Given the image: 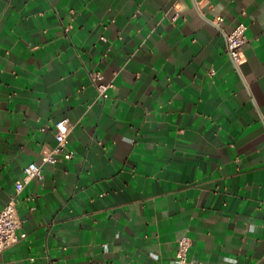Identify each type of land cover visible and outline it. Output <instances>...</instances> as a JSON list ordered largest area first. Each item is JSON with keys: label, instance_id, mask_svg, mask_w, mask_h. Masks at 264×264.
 Returning a JSON list of instances; mask_svg holds the SVG:
<instances>
[{"label": "crops", "instance_id": "crops-1", "mask_svg": "<svg viewBox=\"0 0 264 264\" xmlns=\"http://www.w3.org/2000/svg\"><path fill=\"white\" fill-rule=\"evenodd\" d=\"M65 117L0 264H264V0H0V211Z\"/></svg>", "mask_w": 264, "mask_h": 264}, {"label": "built area", "instance_id": "built-area-1", "mask_svg": "<svg viewBox=\"0 0 264 264\" xmlns=\"http://www.w3.org/2000/svg\"><path fill=\"white\" fill-rule=\"evenodd\" d=\"M246 29L247 25L240 22L232 32L226 35V53L236 64L241 61L242 48L248 41ZM90 75L101 96L106 98L108 96L107 89L111 84L98 82L102 78V74L99 71H92ZM55 127L57 144L53 147L45 146L41 151L40 160L32 161L25 166L24 176L16 181L15 194L0 211V253L11 247L19 239L18 229L21 227L23 220L18 214L17 195L22 191L25 183L33 178L43 180V168L46 164H55L59 160L70 159L72 157V152L68 148V136L73 128L72 122L68 117H65L58 120ZM190 246L191 240L188 236H183L179 240L176 257L180 264L186 262Z\"/></svg>", "mask_w": 264, "mask_h": 264}]
</instances>
